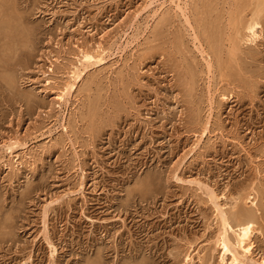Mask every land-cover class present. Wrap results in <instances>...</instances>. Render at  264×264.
<instances>
[{
    "label": "rangeland",
    "instance_id": "1",
    "mask_svg": "<svg viewBox=\"0 0 264 264\" xmlns=\"http://www.w3.org/2000/svg\"><path fill=\"white\" fill-rule=\"evenodd\" d=\"M168 1L0 0V264H230L215 204L264 260V0Z\"/></svg>",
    "mask_w": 264,
    "mask_h": 264
},
{
    "label": "bare ground",
    "instance_id": "2",
    "mask_svg": "<svg viewBox=\"0 0 264 264\" xmlns=\"http://www.w3.org/2000/svg\"><path fill=\"white\" fill-rule=\"evenodd\" d=\"M150 1L152 2V0H150ZM154 1H157V0H153V2ZM169 1L171 2V0H169ZM179 1L180 0H177V2H179ZM151 2H150V4H152ZM180 2H182V1H180ZM186 2L187 1H183L182 6L178 5V3L175 5L177 6L176 8H178L179 11L181 12V15L185 18V23L188 25L190 30L193 31L194 29H191L188 18H186V15H185V13L187 11V5H188ZM242 3H244V2H242ZM161 4H160V7H162L164 3L162 4V6H161ZM208 8H209V6H208ZM158 9H160V8H158ZM197 11H198V9H197ZM212 11H213V9H212ZM161 15H162L161 20H166V18H165L166 14L164 15V13H162ZM199 22H200V20H199ZM199 22H198V24H199ZM259 25L260 24L257 20H250L246 23V25L244 26V30L247 34L245 37L246 41H247L246 43H253L256 40V38L258 37L257 29L260 27ZM260 30H261V28H260ZM194 37L195 36H193V41L198 42L197 38H194ZM204 38H206V37H204ZM212 40L213 39H210V41H212ZM214 41H216V40L214 39ZM214 41H213V44L215 43ZM221 44H222V42H221ZM217 46H218V44H217ZM217 46L212 45L211 46L212 48L209 47V48H211L210 50H212V53L215 52V54H217L219 52L217 50ZM199 47H201V46H199ZM218 48H219V46H218ZM199 49H200L199 54L201 55L203 61H205L208 64L207 54H205L203 52L204 50H201V48H199ZM197 50H198V48H197ZM103 53L104 52L100 51L99 48L80 51V54H79L80 57L78 59L79 66L74 67V69L72 71H70L68 81L64 84L62 89L59 90V93L56 95L59 106H63L65 108L67 107V105L69 104L70 98L72 97L74 92H76L77 84H78V82H80L82 76L84 74H86V72H88V70H90L91 68L95 69V67H98L102 64V62L104 61ZM215 57H217V55ZM219 59H221V58H219ZM221 61H222V59H221ZM206 63H205V65L207 66ZM221 64H222V62H221ZM208 67H210L209 64H208ZM208 67H206V68H208ZM62 129L66 130V127L62 126ZM19 147H20V145L18 144V142L14 141V142L8 143L7 145L2 146L1 149L5 154H9L12 156L14 153V150L19 148ZM210 197H211V195H210ZM215 209H216V218L219 222V230H218V233L216 235L217 238H216L215 244L217 247L220 248L222 255L223 256H229L230 264H246L247 263L246 261H248V260L251 261V257H250L252 255V253H251L252 252L251 236L255 230L253 227V224H254L253 216L251 214H248V212L245 213L246 211L238 210V208L236 211H233L232 213L227 214L221 208V206H219L218 204H215ZM190 260H191L190 258H186V264H189ZM260 264H264V260H262V262Z\"/></svg>",
    "mask_w": 264,
    "mask_h": 264
}]
</instances>
